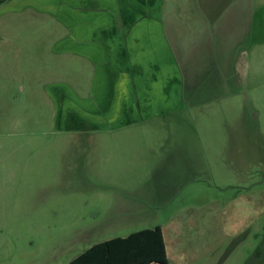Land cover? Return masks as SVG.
Segmentation results:
<instances>
[{"label": "rangeland", "instance_id": "obj_1", "mask_svg": "<svg viewBox=\"0 0 264 264\" xmlns=\"http://www.w3.org/2000/svg\"><path fill=\"white\" fill-rule=\"evenodd\" d=\"M13 20L0 16L4 41L29 52L0 56V264H68L94 244L155 226L164 228L168 264H264V87L153 122L155 134L140 141L155 146L154 158L121 175L100 149L119 136L94 131L78 104L75 132L61 131L68 104L54 91H67L59 83L68 72L51 40L31 36L55 25L26 15L17 32L27 41H10ZM76 74L83 95L90 73ZM129 192L139 197L121 199Z\"/></svg>", "mask_w": 264, "mask_h": 264}, {"label": "crops", "instance_id": "obj_2", "mask_svg": "<svg viewBox=\"0 0 264 264\" xmlns=\"http://www.w3.org/2000/svg\"><path fill=\"white\" fill-rule=\"evenodd\" d=\"M2 15L15 17L10 41H27L17 32L26 15L55 25L54 32L31 36L51 40L68 72L67 82L59 83L67 91H54L68 104L61 131L75 132L70 120L78 104L79 119L94 131L119 136L115 146L100 149L116 159L121 175L127 167L146 169L154 158L155 146L140 141L155 134L153 122L176 121L225 98L247 99L264 87V0H9L0 6ZM6 36L0 27V56L14 48L27 51ZM83 70L90 74L82 95L76 73ZM74 150L69 146L64 161ZM134 196L139 194L121 199Z\"/></svg>", "mask_w": 264, "mask_h": 264}, {"label": "trees", "instance_id": "obj_3", "mask_svg": "<svg viewBox=\"0 0 264 264\" xmlns=\"http://www.w3.org/2000/svg\"><path fill=\"white\" fill-rule=\"evenodd\" d=\"M9 0H0V6ZM161 226L94 244L68 264H168Z\"/></svg>", "mask_w": 264, "mask_h": 264}]
</instances>
